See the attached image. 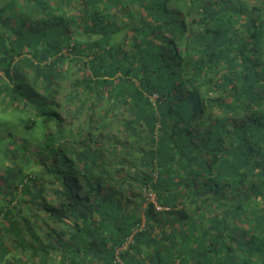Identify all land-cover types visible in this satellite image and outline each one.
<instances>
[{"label":"trees","instance_id":"1","mask_svg":"<svg viewBox=\"0 0 264 264\" xmlns=\"http://www.w3.org/2000/svg\"><path fill=\"white\" fill-rule=\"evenodd\" d=\"M26 1L0 63L20 117L0 135V264H117L132 235L124 264H264V0Z\"/></svg>","mask_w":264,"mask_h":264},{"label":"rangeland","instance_id":"2","mask_svg":"<svg viewBox=\"0 0 264 264\" xmlns=\"http://www.w3.org/2000/svg\"><path fill=\"white\" fill-rule=\"evenodd\" d=\"M28 2L29 1L26 0H0V24L3 26L0 27V63L6 64L9 61L12 62L13 59H14L13 61L16 60L15 62H17V54L19 53L18 51L19 46L16 41V35L15 34L13 35L10 32H8V30H6V27L8 25H11L13 26V30L14 29L17 30V28L23 26V23L26 24V27L33 26L31 21H27L25 19V16L27 14H25L24 12L28 6L27 4ZM24 31L26 32L27 28L24 29ZM14 73L16 74L17 77L19 76L17 71H15ZM126 117H128L127 114L125 118ZM19 120H20L19 115H16L15 113H11V112L9 113L8 111L0 112V135H2L1 137H5L6 133L8 132V131L5 132L4 129L9 128L10 129L9 131L11 130L14 131L15 128H17L18 126L20 127ZM112 129H114L113 135H118V138L122 142L125 139H127L128 141H130L129 142L130 144L134 145L133 147L137 151H141L143 148H145L146 145L145 143L144 144L133 143L131 141L132 138L130 139L131 135H129L126 130H123L118 125L115 124ZM120 152H121V154H119L120 157L126 158L129 161V163H131V167L130 166L128 167H130L133 173L134 170L137 171L136 169L138 167H133V164L139 165L140 159L138 158V156L140 155V153L139 152L133 153L132 150H128V149L124 150L123 147L119 148V153ZM141 171H145V169H141ZM128 173L130 172L128 171ZM49 192H50L49 197L47 199H49L50 201H54L55 197L52 196L51 193L52 191ZM39 215L42 219H48V217L43 213Z\"/></svg>","mask_w":264,"mask_h":264},{"label":"built area","instance_id":"3","mask_svg":"<svg viewBox=\"0 0 264 264\" xmlns=\"http://www.w3.org/2000/svg\"><path fill=\"white\" fill-rule=\"evenodd\" d=\"M157 96L155 95L153 98H156ZM154 177H156V174H154ZM143 196L146 200V204H153L154 209L157 213L164 211V207L161 206L158 202L157 195L156 193L152 190L150 186H145L143 188ZM136 232H134L135 234ZM133 243V235L128 237L125 242L116 250V263L117 264H124L123 261L121 260V253L129 249L131 244ZM175 264H179L178 262Z\"/></svg>","mask_w":264,"mask_h":264},{"label":"crops","instance_id":"4","mask_svg":"<svg viewBox=\"0 0 264 264\" xmlns=\"http://www.w3.org/2000/svg\"><path fill=\"white\" fill-rule=\"evenodd\" d=\"M142 207L143 208H142V210L140 212V215H141V218H142V222L139 224V226L137 227V229L134 230V232L142 231L144 228L146 229V222H147V220H146V216H145V213H144L146 205L144 204ZM131 209H133V208H131Z\"/></svg>","mask_w":264,"mask_h":264}]
</instances>
